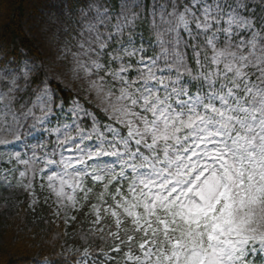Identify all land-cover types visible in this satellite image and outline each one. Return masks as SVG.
Masks as SVG:
<instances>
[{
  "label": "snow or ice",
  "instance_id": "obj_1",
  "mask_svg": "<svg viewBox=\"0 0 264 264\" xmlns=\"http://www.w3.org/2000/svg\"><path fill=\"white\" fill-rule=\"evenodd\" d=\"M57 11L58 59L106 120L58 95L62 73L0 61V181L31 212L47 205L57 236L43 264H257L264 0ZM69 235L81 247L56 242Z\"/></svg>",
  "mask_w": 264,
  "mask_h": 264
},
{
  "label": "trees",
  "instance_id": "obj_2",
  "mask_svg": "<svg viewBox=\"0 0 264 264\" xmlns=\"http://www.w3.org/2000/svg\"><path fill=\"white\" fill-rule=\"evenodd\" d=\"M72 2L78 10L84 7L88 0H72ZM108 3L117 5L118 0H108ZM61 6L66 11L68 0L58 2L57 0H0V61H5L10 68H15L20 67L24 59L31 58L40 64L39 71L35 75L43 78L46 72L42 67V49L31 33V24L35 18L43 19L47 10L55 13V17L59 16L60 12L57 10ZM51 26L58 29L56 41L63 45L67 37L60 33V21L56 19V23ZM51 82L58 89V95L65 97L69 105L73 98L79 99L85 107L96 112L100 119L106 120L103 113L80 94L60 82L55 80ZM26 195L25 193L20 197L21 202L17 213L9 221L8 227L0 230V264H41L42 255L51 253V243L57 236L56 225L46 222L52 219L51 213L47 205L43 204L37 208L35 213L31 212L27 206ZM44 195L47 193H40L41 198ZM60 230H64L63 226ZM67 230L72 234L77 231L72 226H69ZM65 241L67 245H72L74 248L81 247L82 243L76 235H69L56 242L64 244ZM59 250L57 248V251ZM260 259L261 257L257 256L254 260L259 264ZM70 260L71 258L69 262Z\"/></svg>",
  "mask_w": 264,
  "mask_h": 264
},
{
  "label": "rangeland",
  "instance_id": "obj_3",
  "mask_svg": "<svg viewBox=\"0 0 264 264\" xmlns=\"http://www.w3.org/2000/svg\"><path fill=\"white\" fill-rule=\"evenodd\" d=\"M61 1V0H57ZM56 23L55 13L50 12L47 10L45 12V16L43 19L35 18L31 24V33L32 35L38 40L39 44L41 45L42 54H43V62L42 67L43 70L48 75H58L63 74L61 79L63 80L64 85L68 86L72 89L75 93L80 94L85 100H89L86 95L83 93V88L86 85H81L80 82L74 81L71 78V74L68 70L67 62L61 61L58 59L59 56V49L63 46L57 43V33L58 29L56 27H52V24ZM25 61L29 63H36L31 58H26L21 64V68L23 67ZM39 68H40V64ZM16 68V67H15ZM39 71V69H38ZM37 71V72H38ZM55 81L60 82V79H56ZM3 85L0 84V87ZM19 150V149H17ZM6 165L0 163V168L5 167ZM3 182L0 181V230L5 229L9 225V221L14 218L17 213V210L20 205V197L25 194L22 190L16 189H6L2 186ZM51 203V201H50ZM67 247L74 248L72 245H66ZM257 255H261L264 257V253H255L252 256L256 257ZM43 264V262L41 263Z\"/></svg>",
  "mask_w": 264,
  "mask_h": 264
}]
</instances>
